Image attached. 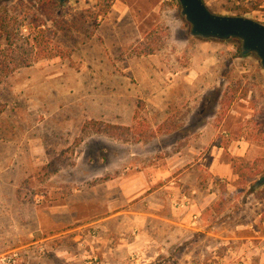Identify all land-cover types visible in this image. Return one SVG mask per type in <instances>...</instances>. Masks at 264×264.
Wrapping results in <instances>:
<instances>
[{
  "label": "rangeland",
  "instance_id": "rangeland-1",
  "mask_svg": "<svg viewBox=\"0 0 264 264\" xmlns=\"http://www.w3.org/2000/svg\"><path fill=\"white\" fill-rule=\"evenodd\" d=\"M204 1L217 14L264 23V0ZM19 3L3 1L0 15L15 14ZM62 4L57 18L71 27L54 35L49 22L46 58L0 83V258L87 264L97 255V264H110L92 231L139 203L132 193L122 198L124 185L153 192L174 177H198L187 193L196 187L211 198L205 219L226 236L250 208L264 211V185L254 187L264 175L259 58L243 56L238 39L192 37L178 0ZM90 122L97 125L85 128ZM107 124L118 127L114 135L95 130ZM158 202L138 207L167 208ZM77 233L82 249L79 239L66 241ZM183 237L187 245L156 264H209L201 251L214 237L196 230Z\"/></svg>",
  "mask_w": 264,
  "mask_h": 264
},
{
  "label": "crops",
  "instance_id": "crops-1",
  "mask_svg": "<svg viewBox=\"0 0 264 264\" xmlns=\"http://www.w3.org/2000/svg\"><path fill=\"white\" fill-rule=\"evenodd\" d=\"M197 179L198 177L194 180L188 174L174 177L153 192H148L150 191L148 188H144L143 191L140 190L141 188L130 191L125 190V185L122 186V198L127 197L128 199L132 193L134 195L132 199H140L139 203L146 198L151 202L159 200L158 204L163 201L167 208L163 209L160 206L157 208L156 206L153 211L145 212L138 207L139 203H135L131 209L117 210L116 213L107 216L103 219V224L96 222L98 224L94 228L99 229L98 237L100 238L99 244H95L97 251L101 253L102 257H107L110 264H156V260L161 258V255H163L162 259H165L174 252L178 245L185 244L186 246L187 241L183 236L190 230H196L214 237L216 241L212 243V247L218 248L217 254L224 264H264V251L257 252L252 249V244L260 245L264 239V211L258 212L257 209L250 208L247 216L249 217L248 221L245 223L235 222L232 225V231L229 230L230 233L226 236L218 228V224H208L205 219L211 198H201L200 194H197L196 187L190 188L191 194L187 193L189 186H194L198 182ZM159 181L154 178L149 183L154 184ZM125 182L129 181H123L121 184L123 185ZM177 204L186 205L182 207ZM125 220H129L130 228L128 229L123 224ZM115 224H117L116 227ZM78 229L80 228L70 232H77ZM176 232L179 235H176ZM173 234H175L174 237ZM66 237L67 243H71L72 239H79L78 249L83 246L81 233L69 234ZM175 237H179V239ZM173 243H175V247ZM62 244L65 245L66 242ZM93 247H91L92 252L96 253ZM207 247L208 245H203L201 253H206L208 258L212 259L213 252ZM86 253L89 254V252ZM91 257L93 256H88V258ZM72 259L68 258L61 264H74L71 262ZM23 261L24 264L42 262L41 260L32 261L29 258H25ZM51 261L53 262L52 258Z\"/></svg>",
  "mask_w": 264,
  "mask_h": 264
},
{
  "label": "trees",
  "instance_id": "trees-1",
  "mask_svg": "<svg viewBox=\"0 0 264 264\" xmlns=\"http://www.w3.org/2000/svg\"><path fill=\"white\" fill-rule=\"evenodd\" d=\"M15 14L4 12L0 15V83L12 76L16 71L33 66L42 58L45 39L50 38L52 30L46 28L49 22L57 27L54 35L65 32L71 25L57 18L62 3L57 0H20ZM28 29V34L23 33ZM3 106L0 104V113ZM97 125V122L86 124L85 128ZM116 126L107 124L103 129L114 135Z\"/></svg>",
  "mask_w": 264,
  "mask_h": 264
},
{
  "label": "water",
  "instance_id": "water-1",
  "mask_svg": "<svg viewBox=\"0 0 264 264\" xmlns=\"http://www.w3.org/2000/svg\"><path fill=\"white\" fill-rule=\"evenodd\" d=\"M5 0H0V4ZM65 3L69 0H57ZM181 15L191 25L190 35L204 40L241 42L243 56L256 55L264 68V23L240 15H222L213 12L204 0H178ZM264 185V175L260 176L255 189Z\"/></svg>",
  "mask_w": 264,
  "mask_h": 264
},
{
  "label": "built area",
  "instance_id": "built-area-1",
  "mask_svg": "<svg viewBox=\"0 0 264 264\" xmlns=\"http://www.w3.org/2000/svg\"><path fill=\"white\" fill-rule=\"evenodd\" d=\"M186 204H177V206H185ZM190 205V203H189ZM97 232L98 230L97 229H93L92 231V239L94 240L96 237H97ZM208 249H211L212 252H213V256H212V259H210L208 261L209 264H224L223 260L218 256L217 254V251H218V248L217 247H207ZM252 249L256 250L257 252H260V251H264V239L261 241V244L260 245H256L255 243L252 244ZM18 255L15 253L13 255H10L8 257H1L0 258V264H13L15 263L17 260V257ZM205 256L202 257V260L205 261ZM99 262V258L97 257V255L91 257V258H88L87 260V264H97ZM204 264V263H203Z\"/></svg>",
  "mask_w": 264,
  "mask_h": 264
}]
</instances>
